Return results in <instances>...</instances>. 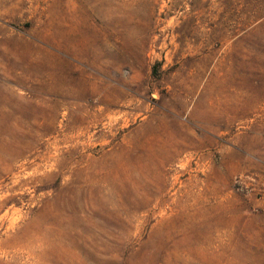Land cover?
<instances>
[{
    "label": "rangeland",
    "instance_id": "1",
    "mask_svg": "<svg viewBox=\"0 0 264 264\" xmlns=\"http://www.w3.org/2000/svg\"><path fill=\"white\" fill-rule=\"evenodd\" d=\"M0 264H264V0H0Z\"/></svg>",
    "mask_w": 264,
    "mask_h": 264
}]
</instances>
